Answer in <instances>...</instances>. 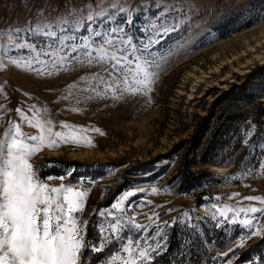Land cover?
Instances as JSON below:
<instances>
[{
  "label": "rangeland",
  "instance_id": "374dc122",
  "mask_svg": "<svg viewBox=\"0 0 264 264\" xmlns=\"http://www.w3.org/2000/svg\"><path fill=\"white\" fill-rule=\"evenodd\" d=\"M117 26L123 33L112 37H130L138 49L156 41L141 49L154 73L151 91L97 97L84 90L81 77L107 78L108 65L72 60L67 70L57 66L49 75L54 57L41 55L49 63H34L47 69L38 74L10 63L11 57L29 56L28 49L13 48L0 69V138L16 122L38 134L18 108L28 115L47 109L55 131H67L63 123L87 129L81 135L92 144L58 141L30 162L50 185L88 191L80 220L88 221L90 242H96L98 224L108 227L120 219L125 226L118 235L141 244L147 236L152 247L162 245L149 264H264V216L256 222L261 234L250 236L254 228L232 223L233 212H219L226 205L264 207L244 199L264 197V0H0V32L20 29L37 51H51L48 46L66 35L77 37L67 43L82 45V37ZM91 38L93 48L104 43L100 36ZM6 40L0 35V43ZM71 55L83 59V49ZM242 111L244 120L238 117ZM185 165L196 175L186 181ZM127 193L132 195L122 208L113 209ZM150 216L155 223L147 232L130 227L132 220L148 225ZM245 218L252 214L237 220ZM109 248L116 254L118 245L113 241ZM108 253L85 249L86 264Z\"/></svg>",
  "mask_w": 264,
  "mask_h": 264
},
{
  "label": "snow or ice",
  "instance_id": "6c2138e0",
  "mask_svg": "<svg viewBox=\"0 0 264 264\" xmlns=\"http://www.w3.org/2000/svg\"><path fill=\"white\" fill-rule=\"evenodd\" d=\"M88 19L91 20L92 17L89 16ZM78 27L79 25L73 28V31H76ZM20 33V29L0 32V35L7 37L5 43H0V69L7 66L3 55L11 49H28L29 56L19 59L11 57L10 63L20 68L37 71L38 74H45L47 69L44 71L35 69L33 64L46 65L49 62L40 60L39 57L52 56L54 57L51 61L53 71L47 72L49 75L57 70V66L67 70L64 66L72 60L87 65L94 63L108 65L105 68L107 78L101 73L81 77L88 85L84 90L91 91L97 97L111 95L119 99L125 93L137 94L151 91L154 73L149 70L151 62L144 57L141 49H147L156 41L142 42L141 49H138L130 37L124 39L123 34L118 38L112 37V33H123V29L117 26L109 29L107 34L93 32L90 37H82L81 39L84 40L82 45L67 43L77 39L74 35L60 36L54 41L56 46L49 45L48 47L52 50L45 52L43 49L37 51L36 44L27 43V37ZM42 34L57 37L56 32ZM95 36L102 37L104 43L93 48L92 44L95 40L91 37ZM17 40L22 42L17 43ZM81 49H83V59L80 55H71L80 52ZM65 50H68L67 54ZM69 87L74 88L76 85ZM101 88L102 91L99 90ZM0 91H3L2 87ZM73 110L80 111L78 108ZM46 111L47 109L34 108L31 115H28L22 109H16L22 120L38 129V134L24 132L21 124L16 122L10 123L8 130L0 138V264H86L88 257L85 255V249L89 253H104L106 249H109L108 256L98 260L97 264H149L153 253L158 252L162 247L159 242L152 247L147 243V236H144V243L141 244L139 240L133 241L130 237L118 235L125 226L120 219L108 227L98 224L96 242L86 240L88 221L81 222L80 216L85 208L88 191L65 184L53 186L37 175L36 166L30 160L45 147H57L58 141L92 144L89 137L81 135L87 131L82 127L63 123L61 128L67 131H55L53 122L45 118ZM93 131L100 132V129H93ZM152 191L156 192L157 189ZM128 195L132 193L125 194L111 207L121 209ZM244 199L264 204V197L261 196H247ZM219 212L220 216H227V213L233 212L232 223L254 228L250 236L259 235L262 232V228L256 227V222L260 216H264V207L249 205L233 209L226 205ZM242 213L245 216L252 214V218L237 220ZM98 215L104 216L105 212L101 211ZM154 215L156 219L159 218L158 214ZM148 219V225L137 224L132 220L129 222L130 227L147 232L148 228L155 223L153 217L150 216ZM113 241L118 245L116 254H111L109 248ZM243 243L242 238L240 246Z\"/></svg>",
  "mask_w": 264,
  "mask_h": 264
},
{
  "label": "trees",
  "instance_id": "16d2710c",
  "mask_svg": "<svg viewBox=\"0 0 264 264\" xmlns=\"http://www.w3.org/2000/svg\"><path fill=\"white\" fill-rule=\"evenodd\" d=\"M245 114H246V113H244V111H242L241 114H238L239 116H238V115H237V116L244 120V119L246 118V115H245ZM234 115H235V112H233V111L231 112V114H228V116H229V117H232V119H233V117H235ZM256 134H257V130H256V132L253 134V136L250 138V141L253 140V138L256 136ZM239 143H240V140H239ZM188 166H189V165H185V167L183 168V180H184V181L189 180L190 178L196 176L193 172H191V171L189 170ZM189 167H190V166H189Z\"/></svg>",
  "mask_w": 264,
  "mask_h": 264
},
{
  "label": "bare ground",
  "instance_id": "6f19581e",
  "mask_svg": "<svg viewBox=\"0 0 264 264\" xmlns=\"http://www.w3.org/2000/svg\"><path fill=\"white\" fill-rule=\"evenodd\" d=\"M213 168L218 170V171H223V169H224L223 167H217V166H214Z\"/></svg>",
  "mask_w": 264,
  "mask_h": 264
}]
</instances>
